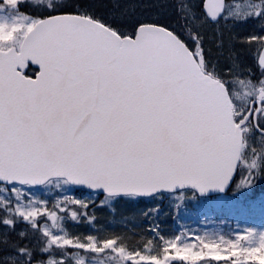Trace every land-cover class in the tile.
<instances>
[{
	"label": "snow or ice",
	"instance_id": "6c2138e0",
	"mask_svg": "<svg viewBox=\"0 0 264 264\" xmlns=\"http://www.w3.org/2000/svg\"><path fill=\"white\" fill-rule=\"evenodd\" d=\"M0 193V264H262L264 228L149 222L127 248L49 225L165 197L264 220V0H0Z\"/></svg>",
	"mask_w": 264,
	"mask_h": 264
},
{
	"label": "rangeland",
	"instance_id": "374dc122",
	"mask_svg": "<svg viewBox=\"0 0 264 264\" xmlns=\"http://www.w3.org/2000/svg\"><path fill=\"white\" fill-rule=\"evenodd\" d=\"M169 3H198V0H168ZM245 60L248 63L252 62V57L245 54ZM68 186L61 181H55L47 186L40 189L34 190L31 196L25 194L23 196L24 200H29L31 197L47 198L50 201L56 196H61L66 194V188ZM75 195L85 198L92 199L90 194L86 193H75ZM2 193L0 196H5ZM46 196V197H45ZM166 209L153 212L149 211L148 208L158 204L157 201H149L143 203L142 207L130 206L128 202L120 201L113 204L112 201L108 200L103 207H92L88 208V215L94 217L93 222H82L80 224H73L70 219L60 220L57 226L50 227L52 231H63L65 228L71 234L77 233H97L99 236H105L107 234H115L119 236L120 243L127 248H135L143 245L147 242L148 238L152 236L147 230V225L149 222L152 224H158L161 229L166 234H173L179 229H184L186 232H192L193 230H198L202 235L205 236L203 230L206 229V224H204L197 216V212L201 209H217L216 207L209 206L206 204L199 205V209H196L197 203H193L191 207V201L185 198L184 206L187 211L177 209L178 214L173 212V203L175 201H170L165 199ZM127 207V208H126ZM148 209V210H147ZM226 211V210H225ZM228 219L221 218V223H226L223 228H220L216 233L210 235L211 239H219L221 236L229 237L233 231L240 230L244 227H255L264 228V221L257 216H236L228 211ZM62 222V224H60ZM205 238H207L205 236ZM153 251L157 248L153 247ZM99 256L102 257L104 262H99L87 258L85 264H120L119 258L113 255L101 253ZM264 264V261H262Z\"/></svg>",
	"mask_w": 264,
	"mask_h": 264
},
{
	"label": "flooded vegetation",
	"instance_id": "af4514ba",
	"mask_svg": "<svg viewBox=\"0 0 264 264\" xmlns=\"http://www.w3.org/2000/svg\"><path fill=\"white\" fill-rule=\"evenodd\" d=\"M3 239V236H2V234H0V240H2Z\"/></svg>",
	"mask_w": 264,
	"mask_h": 264
}]
</instances>
